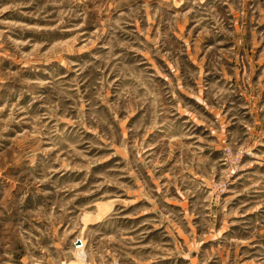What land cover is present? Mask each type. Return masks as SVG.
Here are the masks:
<instances>
[{"label":"rangeland","instance_id":"rangeland-1","mask_svg":"<svg viewBox=\"0 0 264 264\" xmlns=\"http://www.w3.org/2000/svg\"><path fill=\"white\" fill-rule=\"evenodd\" d=\"M0 264H264V0H0Z\"/></svg>","mask_w":264,"mask_h":264},{"label":"water","instance_id":"water-1","mask_svg":"<svg viewBox=\"0 0 264 264\" xmlns=\"http://www.w3.org/2000/svg\"><path fill=\"white\" fill-rule=\"evenodd\" d=\"M79 242V240H77V243Z\"/></svg>","mask_w":264,"mask_h":264}]
</instances>
